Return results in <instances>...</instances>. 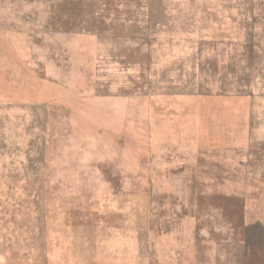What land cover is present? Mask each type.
<instances>
[{
  "label": "rangeland",
  "instance_id": "rangeland-1",
  "mask_svg": "<svg viewBox=\"0 0 264 264\" xmlns=\"http://www.w3.org/2000/svg\"><path fill=\"white\" fill-rule=\"evenodd\" d=\"M0 264H264V0H0Z\"/></svg>",
  "mask_w": 264,
  "mask_h": 264
}]
</instances>
